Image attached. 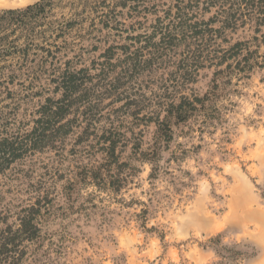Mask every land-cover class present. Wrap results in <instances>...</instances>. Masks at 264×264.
Wrapping results in <instances>:
<instances>
[{
	"label": "rangeland",
	"instance_id": "374dc122",
	"mask_svg": "<svg viewBox=\"0 0 264 264\" xmlns=\"http://www.w3.org/2000/svg\"><path fill=\"white\" fill-rule=\"evenodd\" d=\"M223 1L0 0L42 4L0 21V264H264V67L192 64ZM248 13L211 49L264 54Z\"/></svg>",
	"mask_w": 264,
	"mask_h": 264
},
{
	"label": "trees",
	"instance_id": "16d2710c",
	"mask_svg": "<svg viewBox=\"0 0 264 264\" xmlns=\"http://www.w3.org/2000/svg\"><path fill=\"white\" fill-rule=\"evenodd\" d=\"M223 3L229 4L228 9H222L221 14H225L223 27L221 29H212L210 25L215 23L219 17H214L210 19L208 22H203L202 25H205L206 28L192 31V34L198 36L200 39V48L194 54V61L192 62L193 66H203L204 62H209L213 64V62L217 61V66H222L226 64L228 61H233L227 65L225 71L220 70L216 73V76H221L227 73L228 76L232 74L233 71H230L232 67L237 73H246L248 71H252L254 67H264V54L258 55V52L251 51L249 48V42H239L234 44L233 46L227 49L217 48L215 50L211 49L212 46L210 45L214 36L217 34L222 33V29L229 28V27H237L238 22L240 21L238 16L241 11L247 10L249 13H255L258 15L256 18L257 24L259 26L264 25V0H225ZM42 4H36L34 6L28 7L25 10H0V21H7V22H16L20 23L24 20V18H29L37 9H41ZM241 15V14H240ZM247 21H242V24H246ZM199 23H196L195 26H198ZM261 32L260 29L256 30V33ZM254 40H258V38H254ZM264 43V40H263ZM228 71V72H227ZM234 73V72H233ZM69 79L74 78V76L69 75ZM66 81V80H65ZM63 81V84L66 90H72V85H67L68 82ZM62 100L59 102V107L55 112L59 118H62L63 112H65L66 107L70 106L71 102H64ZM195 102L202 103L201 99H195ZM196 110L194 104L188 98H182L179 104L173 103L168 106L166 109L167 115L165 116L164 120L157 119V125L160 132V137H163L164 132L170 131V127L172 124V119H176L178 123L184 122L188 118V114L192 111ZM150 120L152 118L150 117ZM163 134V135H162ZM168 136V135H164ZM32 218H26L22 221L21 228L16 233H21V235H26V239H32L36 236L37 228L32 224ZM11 231V230H10ZM13 233V234H16ZM12 238V237H10ZM8 239V238H7Z\"/></svg>",
	"mask_w": 264,
	"mask_h": 264
},
{
	"label": "bare ground",
	"instance_id": "6f19581e",
	"mask_svg": "<svg viewBox=\"0 0 264 264\" xmlns=\"http://www.w3.org/2000/svg\"><path fill=\"white\" fill-rule=\"evenodd\" d=\"M16 5H18V3L17 2H14V3H9V4H5V6L7 7V6H16Z\"/></svg>",
	"mask_w": 264,
	"mask_h": 264
},
{
	"label": "water",
	"instance_id": "95a60500",
	"mask_svg": "<svg viewBox=\"0 0 264 264\" xmlns=\"http://www.w3.org/2000/svg\"><path fill=\"white\" fill-rule=\"evenodd\" d=\"M11 10H13V9H11Z\"/></svg>",
	"mask_w": 264,
	"mask_h": 264
}]
</instances>
